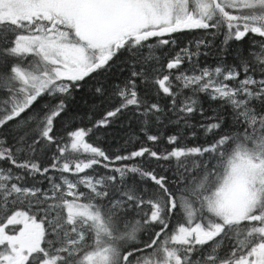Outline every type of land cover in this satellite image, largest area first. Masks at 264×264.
I'll return each mask as SVG.
<instances>
[{
	"label": "snow or ice",
	"instance_id": "snow-or-ice-1",
	"mask_svg": "<svg viewBox=\"0 0 264 264\" xmlns=\"http://www.w3.org/2000/svg\"><path fill=\"white\" fill-rule=\"evenodd\" d=\"M0 264H264V0H0Z\"/></svg>",
	"mask_w": 264,
	"mask_h": 264
}]
</instances>
